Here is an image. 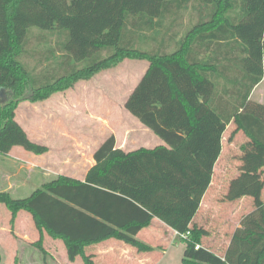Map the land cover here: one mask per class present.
Returning a JSON list of instances; mask_svg holds the SVG:
<instances>
[{"label": "trees", "instance_id": "1", "mask_svg": "<svg viewBox=\"0 0 264 264\" xmlns=\"http://www.w3.org/2000/svg\"><path fill=\"white\" fill-rule=\"evenodd\" d=\"M125 58L148 66L123 107L163 145L127 152L110 135L83 180L59 176L25 199L3 192L0 204L12 219L31 216L40 250L42 232L62 241L69 262L94 264L85 248L110 239L151 252L136 237L158 220L190 232L181 264H264V203L255 198L264 180L247 187L254 208L222 256L191 226L227 126L229 140L241 132L264 153V104L251 99L264 77V0H0V88L11 98L0 107V155L48 151L17 122L20 101H44ZM241 172L226 200L244 195Z\"/></svg>", "mask_w": 264, "mask_h": 264}, {"label": "rangeland", "instance_id": "2", "mask_svg": "<svg viewBox=\"0 0 264 264\" xmlns=\"http://www.w3.org/2000/svg\"><path fill=\"white\" fill-rule=\"evenodd\" d=\"M28 64L30 65V62ZM147 66V61L125 58L113 68L103 70L88 79L79 80L66 90L52 93L44 101H20L15 110L17 122L32 141L45 145L48 151L35 155L21 147H14L12 158L8 157L6 165L0 164V193H8L15 199H25L34 190L59 176L82 178L83 172L91 163L93 152L110 135L115 137L116 146L123 149H152L163 145L158 137L123 107L127 96ZM2 71L5 72L0 68V76ZM257 91L254 99L261 100L264 104V77ZM30 93L31 91H26L24 95L29 97ZM8 95L7 90L0 91V107L11 99ZM233 130L234 126L230 124L223 134L221 154L214 173L212 188L215 190L213 193L210 191L205 197L194 223L195 227L199 226L203 230V245L219 256L223 255L225 241L238 223L254 208L255 199L248 194L247 187L250 193L251 188L257 187L259 190V181L264 180V153H259L241 132L229 140ZM245 150H249L253 157L247 156ZM34 157L38 158L35 160ZM248 157L253 158L257 164L246 169L242 165ZM29 160L35 162L34 167ZM226 164L229 166L226 167ZM240 169L245 171L244 195L238 198V201L226 200L224 197L226 187L230 188V180L242 174ZM222 176L224 181L221 180ZM24 180H28L29 183L21 188ZM8 185L11 186L9 191L6 190ZM255 198L264 203V185L257 191ZM153 227V234L150 232L151 229H148L136 237L153 250L139 253L135 248L128 246L132 248L133 255L150 254L155 261L153 264H181L184 250L181 240L173 233L168 236L156 226ZM31 229L37 230L28 213L20 211L12 219L11 212L0 204V249L2 246H13L18 252L22 246L29 248L36 244L35 237L28 232ZM24 231H27L28 239L23 236ZM43 235L47 234L42 232L41 246L49 243L44 240ZM38 249L36 246L31 247L32 254L36 255V263L47 264ZM80 260L82 259L79 258L77 264H84ZM0 264L13 263L5 260Z\"/></svg>", "mask_w": 264, "mask_h": 264}, {"label": "crops", "instance_id": "3", "mask_svg": "<svg viewBox=\"0 0 264 264\" xmlns=\"http://www.w3.org/2000/svg\"><path fill=\"white\" fill-rule=\"evenodd\" d=\"M260 85H261V83L258 84L253 89V91L251 93V99L256 101V102L263 103L261 100L257 101V100L254 99V96L257 94V92H258L257 90H258ZM222 140H223V137H222ZM222 140H221V144H222ZM34 142H36V141H34ZM119 148H121V147H119ZM121 149L124 150V151H127V152L136 150V148H131V149H123V148H121ZM137 149H139V148H137ZM14 150H15V148L13 147L6 156L0 155V164L4 163V165H6V161H7L8 157L10 156L12 158V156L14 155ZM37 158L38 157H34L35 160ZM25 159H27V158H25ZM217 162H218V160H217ZM217 162H216V164L214 166V169H213V175H212L211 183H210L206 193L204 194V196H203V198L201 200V203H200V206H199V209H198L197 213L195 214V216H194V218L192 220V223H191L192 227L196 226V224H194L195 223V218H196V216L199 214V212L202 209L205 197H207V195H208V193L210 191L213 193V191L215 190L212 187L214 186V173L216 171ZM29 163H31L32 167H34V163L35 162L29 160ZM93 164H94V160H93V157H92L91 158V163H90L89 167L83 172L82 178H75V179L76 180H83L86 172L88 171V169L91 166H93ZM31 165L29 164V166H31ZM228 166L229 165L226 164V167H228ZM224 170H226V168ZM225 174H226V171H225ZM223 176L221 177L222 181H224L223 180L224 179ZM68 177H70V176H68ZM238 177H239V175H237V178ZM71 178H73V177H71ZM235 179L236 178H232L230 180V182L235 180ZM19 180L21 181V179H19ZM27 183H29V181L28 180H24V184L21 185V188L26 187L28 185ZM222 185H223V183H221V186ZM6 190L7 191L11 190V186L8 185ZM228 191H229V187L227 186L226 187V193H224V194L227 195ZM226 195H224V197H226ZM236 200L238 201L239 199H236ZM198 225H201V224H198ZM153 226H156V228L162 230L168 236H170L172 233L174 234L173 230H171L170 228L166 227L163 223H161L158 220H154L152 222L151 226L149 228H147V229H144V230L151 229L150 232H151V234H153L154 233V232H152V230L154 229ZM197 227H198V229L201 228L199 226H197ZM26 232L27 231L23 232V236L28 239L29 237L26 235ZM28 232H30L29 234L32 235L33 238L35 237L36 242L40 239V234H39V232L37 230L31 229V230H28ZM232 233H231V235H232ZM139 234H138V236H139ZM231 235L229 236L228 240L225 241V247H224L223 253L225 252V249L227 248V246L229 244V240H230ZM43 237H44V240L49 241V243L45 244V245H42V250L43 251L40 250V249H38V250L41 252V254L43 256V260L46 261L47 264H77V262H78L80 257H77L74 262H69L68 258H67L66 249H65V246L62 243V241L57 240V242H54V240L49 238L47 235H43ZM59 242H61V243H59ZM117 242L118 241H114L113 239H110V240L104 241L102 243L87 247L86 250H85V254H86V256H89L91 258V260L93 261L94 264H153L155 262L153 260V258L149 256L150 254H147L148 256L146 254H144V255L143 254L133 255L132 248H129L127 245H123V244H120V243H117ZM32 246H36L37 247V245L35 243L32 244L29 248H25V247L22 246L20 248V251H18V252L13 246H6V247L2 246L1 249H0L2 251V252H0V263H2L5 260H7L9 263H13V264H16V263L17 264H22V263L23 264H38V263H36V255L32 254V252H31V247ZM206 248H208V247H206ZM80 261L82 262V260H80Z\"/></svg>", "mask_w": 264, "mask_h": 264}, {"label": "built area", "instance_id": "4", "mask_svg": "<svg viewBox=\"0 0 264 264\" xmlns=\"http://www.w3.org/2000/svg\"><path fill=\"white\" fill-rule=\"evenodd\" d=\"M174 235L175 237H177L178 239H186L189 235H190V232L187 231L185 233H177V232H174ZM199 248V245H195V249L197 250Z\"/></svg>", "mask_w": 264, "mask_h": 264}, {"label": "water", "instance_id": "5", "mask_svg": "<svg viewBox=\"0 0 264 264\" xmlns=\"http://www.w3.org/2000/svg\"><path fill=\"white\" fill-rule=\"evenodd\" d=\"M3 90L2 88H0V91Z\"/></svg>", "mask_w": 264, "mask_h": 264}]
</instances>
